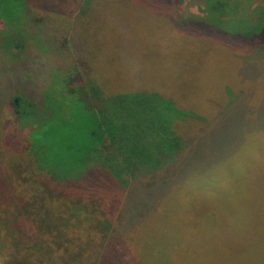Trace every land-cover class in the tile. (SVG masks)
<instances>
[{"label":"rangeland","instance_id":"rangeland-1","mask_svg":"<svg viewBox=\"0 0 264 264\" xmlns=\"http://www.w3.org/2000/svg\"><path fill=\"white\" fill-rule=\"evenodd\" d=\"M108 1L109 6L96 3L87 16L88 29L100 44H35L43 52L42 70H37L35 80L45 90L50 87L48 82L56 90H65L66 82L75 76L98 83L110 98L101 111H107L116 123L119 149L128 162H145V167H137L130 184L121 190L112 186L119 197L109 200V192L105 205V210L120 216V226L131 227L122 235L127 253L135 264H264V32L253 36L254 41L260 40L258 44L230 37L220 44L196 43L189 54L178 52L176 44H109L104 35L109 37L107 28L117 8L115 0ZM262 5L264 0L249 3L251 9ZM15 14L8 8L3 12L6 18ZM176 14L182 18L208 15L199 0H180ZM58 37L64 40L65 34ZM0 50L6 61L8 52H17L13 46L4 49L1 45ZM63 50L69 59L62 58ZM26 55L28 58V53L23 58ZM74 56L80 59L76 61ZM146 79L153 80L156 88L161 84L162 97L171 94L179 104L189 105L186 110L192 118H177L179 106L174 113L160 103L152 109L147 102L137 107L130 100L114 98L120 93L117 87ZM142 127L146 128L143 133L137 131ZM173 134L183 136L189 152L175 149ZM200 135L205 137L196 146ZM15 164L17 169L8 171L12 184L23 182L17 170L27 165L21 160ZM96 188L101 195L108 190ZM13 195L15 213L6 212L0 203V238L16 237L14 246L20 229L28 233L25 217L36 232L33 219L38 211L21 216L22 199ZM16 215L20 219L17 224L12 217ZM6 216L11 234H1ZM80 217L69 223L78 224ZM38 220L42 221L39 215ZM81 222L84 224L82 217ZM74 226V234L80 238L73 240L74 253H83L81 264L97 260L109 236L117 234L116 228L107 234ZM54 228L44 236H50V241L60 235V240L66 238L56 231L60 227ZM33 244L13 247L12 255L20 254L15 264L22 257L28 259L26 264H63L47 246L40 249Z\"/></svg>","mask_w":264,"mask_h":264},{"label":"trees","instance_id":"trees-1","mask_svg":"<svg viewBox=\"0 0 264 264\" xmlns=\"http://www.w3.org/2000/svg\"><path fill=\"white\" fill-rule=\"evenodd\" d=\"M48 1L0 0V48L1 45L4 49L13 46L17 50L8 52L7 61L0 52V203L4 204L6 212L15 213L12 198L16 193L23 200L21 216L38 211L33 219L36 232L31 220L25 217L28 233L20 229L19 240L14 241V246L18 248L21 244L24 248L34 241L33 248L47 246L60 256L63 264H81L83 253H74L73 240H80L74 234L77 227L74 225L97 228L107 234L116 228L117 234L109 236L104 251L91 264H135L122 238L131 227L120 226V216L111 209L110 212L105 210V205L109 192V200L119 197L112 186L121 190L130 184L137 167L144 166L145 162L133 160L130 163L119 149L118 136L114 134L116 123L107 111H101V106L110 98L98 83L84 82L81 76H75L66 82L65 90L54 89L55 85L50 82V87L45 90L35 80L43 53L35 44H100L88 29L87 16L96 3L103 7L109 6V1ZM179 1L115 0L117 9L107 28L109 37L104 35V40L108 38L109 44H176L178 52L186 54L193 51L196 43L203 41L220 44L230 37L237 40L244 37L249 44L260 42L254 39L256 33L264 32V5L251 9L250 0H199L208 13L207 17L182 18L176 14ZM7 8L16 11L15 17L3 15ZM60 34H65L64 40L58 37ZM60 50L56 48L57 52ZM25 53L28 58L27 55L23 58ZM60 54H63L62 58H70L65 50ZM136 81L130 82L129 86L117 87V93H120L114 98L130 100L137 107H143L147 102L152 109L160 103L164 110L174 113L179 106L177 118L182 121L192 118L185 102L179 104L171 94L164 95L167 101L161 99L164 98L160 94L161 84L156 88L153 80ZM132 119L135 121L134 117ZM145 129L142 127L137 131L143 133ZM179 135L171 137L175 149L181 153L189 152L185 139ZM203 137L205 135H200V140L195 141L196 146L201 144ZM20 160L27 164L17 170L23 182L12 184L9 173L17 169L15 162ZM154 166L158 167V164ZM96 186L108 188L104 196ZM38 215L42 218L40 222ZM17 216H12L16 224L20 222ZM78 217V224L69 223ZM6 218L1 223V234L13 232ZM54 227H60L56 231L59 235L63 232L66 238L60 240V235L50 241V236H44L50 235ZM13 238H0V264L18 262L20 254L17 257L12 255ZM5 241H8L7 245ZM27 260L22 257L18 264H26Z\"/></svg>","mask_w":264,"mask_h":264}]
</instances>
